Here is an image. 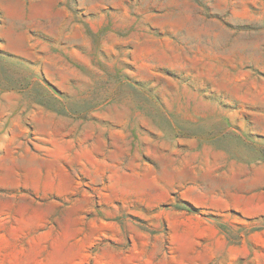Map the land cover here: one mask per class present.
<instances>
[{"label": "rangeland", "instance_id": "obj_1", "mask_svg": "<svg viewBox=\"0 0 264 264\" xmlns=\"http://www.w3.org/2000/svg\"><path fill=\"white\" fill-rule=\"evenodd\" d=\"M262 194L264 0H0V264H264Z\"/></svg>", "mask_w": 264, "mask_h": 264}, {"label": "crops", "instance_id": "obj_2", "mask_svg": "<svg viewBox=\"0 0 264 264\" xmlns=\"http://www.w3.org/2000/svg\"><path fill=\"white\" fill-rule=\"evenodd\" d=\"M262 196L264 197V194H262ZM253 211L256 212V213H257V212H259V213H264V212H262V211H264V203H261V207H260V206L257 207V208L254 207V208H253Z\"/></svg>", "mask_w": 264, "mask_h": 264}]
</instances>
